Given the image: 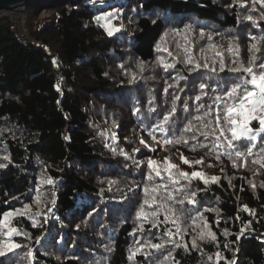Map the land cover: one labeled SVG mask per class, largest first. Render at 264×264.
Returning <instances> with one entry per match:
<instances>
[{
    "label": "trees",
    "instance_id": "1",
    "mask_svg": "<svg viewBox=\"0 0 264 264\" xmlns=\"http://www.w3.org/2000/svg\"><path fill=\"white\" fill-rule=\"evenodd\" d=\"M124 1L101 7L107 0H35L26 18L31 46L17 40L8 19L0 21V219L8 210L23 212L9 218L7 226L0 225V246L9 241L23 246L9 254L6 264H160L169 253L166 264H233L238 254L236 264H264V243L259 240L264 235V168L252 162L260 159L256 149L234 167L226 155L217 160L207 148L192 150L191 141L188 146L166 145L156 133L160 155L141 157L135 152L141 139L153 140L144 129L171 106L174 89L165 94V81L173 83L178 72L188 78L179 82L184 92L175 89L181 99L173 119L182 122L189 117L182 111L183 101L198 94L200 82L214 86L216 77L207 69L187 71L177 43L185 44L187 36L197 60L201 47L216 44L226 65L239 59L247 66L252 44L260 49L256 55L264 57V6L253 0ZM41 11L49 17L41 19ZM113 22L130 23V31L109 34ZM157 45L173 53L175 69L164 71L157 57L172 63L173 56L157 51ZM229 46L238 48V57L227 51ZM50 54L59 61L60 86ZM207 55L214 58L212 52ZM216 67L219 73V64ZM235 75L243 73H229L227 67L219 73ZM133 76L136 80L129 83ZM202 102L210 100L204 97ZM188 103L195 115L193 101ZM152 107L156 112L149 114ZM119 125L122 135L114 139ZM252 125L259 127L257 121ZM248 143L236 142L241 151ZM260 143L264 133L258 147ZM181 153L189 160L203 158V163L189 167L181 162ZM165 157L183 171L220 178L207 185L198 179L191 185L181 181L197 193L196 205H176L177 210H192L181 216L182 239L174 237L181 247L168 243L164 234L166 228L175 231L171 222L156 229L145 223L144 231L138 230L136 212L148 183L147 160ZM137 161L142 162L139 167ZM196 208L216 234L215 241L199 239L206 229L202 221L192 223ZM13 227L19 235H7ZM149 241L163 248L146 246Z\"/></svg>",
    "mask_w": 264,
    "mask_h": 264
},
{
    "label": "snow or ice",
    "instance_id": "2",
    "mask_svg": "<svg viewBox=\"0 0 264 264\" xmlns=\"http://www.w3.org/2000/svg\"><path fill=\"white\" fill-rule=\"evenodd\" d=\"M260 3L264 6V0H253V4ZM247 20H253L252 16H247ZM261 19H264L262 14ZM118 30V29H117ZM186 32L191 31L189 26ZM111 34V31L109 32ZM181 35L180 32L176 33ZM200 38L203 39L205 33L203 31L199 34ZM211 35L208 36V40H211ZM253 39H255L253 37ZM185 44L181 45L177 43L176 47L183 49V60L185 67L189 73L197 72L200 69H207L216 78L213 80V85L209 83L200 82L198 85L199 92L194 97H188L183 101L182 111L189 113V117L186 118V122H182L178 119H173L177 112L176 101L180 100L181 97L175 89L178 88L179 92H184L183 87H179L181 80L187 81V77L181 73H177L175 77H172L173 83L165 81L164 93L168 94L170 88L174 89L172 93V102L170 108L162 115V118L156 119L155 122L144 129L147 134L153 139H157L156 133L161 134V141L163 144L177 145L184 144L189 145V142H193L190 146L192 150L197 147L207 148L209 153H215L216 159L219 160L222 155H226L233 162V166H236V160H244L246 162L247 157L254 155V149H256L255 155L259 156L260 159H254L252 162L260 164L264 168V143H260L258 147V140L262 133H264V57L257 56L256 53L260 51L256 44H252L250 51L252 55L247 61V66L239 59H233L230 65L225 64L224 52L218 50L216 44H209L207 48L201 47L199 49L200 59L197 60L192 53V42L187 36L184 37ZM157 51L167 52L169 56H173V53L168 51L167 48L161 49L157 45ZM229 53L239 56V50L233 49L231 46L227 49ZM208 52L214 53V58L207 55ZM158 63L163 67L164 71L167 72L169 69H175L176 57L173 56V62L168 63L163 57H157ZM259 61V62H257ZM219 64V73L227 71L235 76H219L216 65ZM211 65V66H210ZM231 65H237L235 67ZM190 66V67H189ZM139 69L143 71L144 64L141 62L138 65ZM198 79V78H197ZM136 80V76H133L129 83ZM195 82V81H193ZM206 89H210L206 91ZM208 97L210 103L207 105L203 103V98ZM192 100L194 104L193 111L195 115H191L189 111L188 101ZM150 104L153 101H149ZM203 110V111H202ZM139 112V108L135 109ZM149 114L155 113L156 108L152 107L149 110ZM159 115V113H157ZM252 121H257L259 127H253ZM170 133V135H169ZM203 137V141L199 138ZM209 137L212 140H209ZM246 140L248 145L244 151L239 150L236 142ZM158 141V142H161ZM145 143L143 139L140 141ZM211 145V146H210ZM224 149V151H220ZM155 152V149H151ZM7 159V157H5ZM180 160L183 164L191 167L193 164L203 163V158L199 160H189L187 157L180 154ZM142 162L137 161V167ZM240 166H244L241 164ZM3 167V165H0ZM148 172L146 173L147 184L143 186L144 199L140 204L136 218L140 223L138 224V230L144 231V224L148 223L151 225V229H156L162 223L171 222L176 225L175 231L172 228H166L164 234L169 237L168 243L173 244L175 247H181V244L177 242L174 237L181 236V228L179 222L181 216L185 212H191L192 210L180 208L176 209V205H183L186 201L189 204L196 205L197 200L196 191H188L187 186L181 185V181H186L187 185H191L192 181L198 179L205 185L216 183L220 178L216 176L208 177L202 171H183L179 165L173 163L168 157H165L163 161H157L149 158L147 160ZM155 178H159V182ZM48 183H52L49 179ZM115 181H109V184H114ZM253 188L255 184L251 185ZM261 187H264V182L261 183ZM111 190V189H109ZM243 190V189H241ZM29 206H25L24 211H27ZM196 216H191L193 225L197 221L203 222V227L206 231L199 233V239L205 240L210 238L212 241L216 240V234L211 231L207 222L204 219L203 213L198 209ZM14 215H23V212L19 209L8 210L2 214L0 219V225L7 226L9 218ZM91 215V213H89ZM163 215L164 219L160 220V216ZM149 229V231H151ZM137 231V228L133 229V233ZM183 232H187V229H183ZM12 234L19 235V231L16 228H9L7 235ZM243 233H241L242 235ZM240 236H237L239 239ZM39 242V239L37 240ZM148 247L152 249L160 250L163 248V244H154L150 241L147 243ZM23 247L22 245L9 241L4 245L0 246V257H4L5 260H0V264H6L8 259L12 257L9 255L14 254L16 249ZM184 248L188 245L184 244ZM192 247L196 248L197 244L195 239L192 241ZM139 251V249H137ZM136 253L133 252V256ZM31 255V253H29ZM147 255V254H146ZM219 257V253L216 254ZM171 258V253L165 257L164 261L160 264H166V261ZM131 259V257H130ZM211 259V257H209ZM176 264H179L177 261ZM231 264V262H229Z\"/></svg>",
    "mask_w": 264,
    "mask_h": 264
},
{
    "label": "rangeland",
    "instance_id": "3",
    "mask_svg": "<svg viewBox=\"0 0 264 264\" xmlns=\"http://www.w3.org/2000/svg\"><path fill=\"white\" fill-rule=\"evenodd\" d=\"M112 1H114V0H107V2L105 4H101L99 6L106 7V6L110 5L112 3ZM128 1L129 0H126L124 2H128ZM113 5L115 6L116 4H113ZM127 6H128V3L124 4V7H127ZM29 7H30V4L26 5V6H23L21 8L23 10V14L24 15H27V11H28ZM41 12H42L41 13L42 14L41 19L42 18L43 19L44 18H48L49 15H50L47 11H41ZM10 15H11V11L10 12H6V13H2V15H0V21L5 20ZM102 18H103L104 21L108 20V17L106 15H103ZM122 25L120 23L118 24L116 22H113V24H108V28L111 31V33H113V34H117V33H120V32H129L130 31V28H128L130 23L127 22V25H125V24H122ZM29 37H30V35H29ZM252 124H253V121H252ZM262 134H261V136H262ZM121 135H122V126L119 125L117 131L113 135L114 139H116V137L121 136ZM143 140L145 141V143H141L140 146L137 147V149L135 151L137 154H139L141 157H145V156H148V155H151V156L160 155V146H161L160 143H158L155 140H151V139H147V138H143ZM151 149H155V152L151 151Z\"/></svg>",
    "mask_w": 264,
    "mask_h": 264
},
{
    "label": "built area",
    "instance_id": "4",
    "mask_svg": "<svg viewBox=\"0 0 264 264\" xmlns=\"http://www.w3.org/2000/svg\"><path fill=\"white\" fill-rule=\"evenodd\" d=\"M20 8H17V10L11 11V15L8 16L6 19L9 21L10 30L15 34L17 40H19L23 45L31 46L32 40L29 37L28 30L26 29V17L27 15L23 14V10ZM48 60L53 63V71L55 74V77H57L58 86L62 84L63 77H62V71L59 66V61L57 59V56L54 54H50ZM261 243H264V238L259 239ZM262 240V241H261Z\"/></svg>",
    "mask_w": 264,
    "mask_h": 264
},
{
    "label": "water",
    "instance_id": "5",
    "mask_svg": "<svg viewBox=\"0 0 264 264\" xmlns=\"http://www.w3.org/2000/svg\"><path fill=\"white\" fill-rule=\"evenodd\" d=\"M33 1H35V0H0V15H2V13L17 10V8L29 5V4L33 3ZM260 237L264 238V235L261 234ZM238 257H239V254L237 255V257L233 261V264H236V260Z\"/></svg>",
    "mask_w": 264,
    "mask_h": 264
}]
</instances>
